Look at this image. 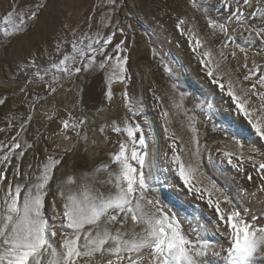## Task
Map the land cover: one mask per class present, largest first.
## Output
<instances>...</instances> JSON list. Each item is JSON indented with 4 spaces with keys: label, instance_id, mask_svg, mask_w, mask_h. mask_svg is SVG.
Masks as SVG:
<instances>
[{
    "label": "snow or ice",
    "instance_id": "obj_1",
    "mask_svg": "<svg viewBox=\"0 0 264 264\" xmlns=\"http://www.w3.org/2000/svg\"><path fill=\"white\" fill-rule=\"evenodd\" d=\"M49 4L8 0L0 52L7 55L14 40L32 31ZM125 7V0H94L83 30L79 24H62L38 47L25 42L14 71L0 80V264H264V0H215L202 11L209 30L204 35L195 18L187 29L186 17L177 23L226 105L206 103L208 111L215 109L223 118L213 131H222L232 147L217 150L220 163L226 160L256 185L255 192L230 195L203 170L197 118L183 108L185 94L180 93L173 107L187 117L192 148L177 147L179 137L171 133L167 171L179 177L185 195L212 210L215 239L206 235L207 225L178 215L153 195L160 178L149 152L150 132L139 119L143 105L130 94ZM164 69L176 78L170 66ZM97 77L106 105L96 108L104 114L100 122L83 102L84 82ZM171 87L175 92L178 86ZM59 96L72 107L65 109L69 118L60 120L58 134L72 142L49 151L42 117L54 119ZM161 116L167 134L169 111L162 108ZM243 128L255 140L242 135ZM113 144L118 148L109 150ZM97 151L107 159L92 169L72 160L76 154L94 159ZM70 160L74 170L61 179ZM246 164L252 171L245 172Z\"/></svg>",
    "mask_w": 264,
    "mask_h": 264
},
{
    "label": "rangeland",
    "instance_id": "obj_2",
    "mask_svg": "<svg viewBox=\"0 0 264 264\" xmlns=\"http://www.w3.org/2000/svg\"><path fill=\"white\" fill-rule=\"evenodd\" d=\"M193 2L194 0H125L124 12L127 15L122 13L121 18L122 26H125L127 31L128 51L126 54L129 56L127 68L131 78L130 94L143 105V115L139 119L147 125L146 130L150 132L149 152L155 164L154 172L160 178V184L157 185V191L153 195L160 200L162 205L178 215L194 218L195 222L202 226L207 225L206 235L215 239L217 233L212 230L215 223L212 210L204 201L193 199L191 195H185L184 191H181L182 182L179 177L167 171L173 155L169 139L171 133L174 132L179 137L177 147L182 143L186 151L192 148L187 117L183 110L173 107V101L180 102V93L185 94L183 108L188 110L189 115H195L197 118L203 170L228 188L230 195L243 192L245 189L255 192L256 185L248 182L244 174H237L231 170L226 160L223 164L220 163V154L217 150L229 151L232 147L222 131H213V126L219 127L223 118L216 113L215 109L208 111L206 103L213 102L217 107H226V105L220 103L219 94L215 93L213 86L209 84L206 75L194 59L187 37L182 35L177 28L180 18L186 17L189 21L183 26L184 29L190 27L191 21L195 18L200 35L207 33L209 30L202 11L208 9V5L215 3V0H199L196 8L192 6ZM93 3L94 0H50L49 8L44 11L36 27L27 35L14 40L7 55L0 52V80L14 71L15 60L21 55L25 42L31 41L33 46L38 47L45 40H49L53 31L59 29L62 24H69L72 27L79 24L83 30L86 27L85 16ZM7 6L8 0H0V29L5 27L3 17ZM209 11L213 15H218L212 9ZM164 65L173 69L175 79L165 72ZM173 83L178 86L175 92L171 87ZM33 87L42 93L40 87L36 85ZM101 88L99 77L95 80L88 79L83 84L84 106L96 116L98 122L102 121L104 114L97 113L96 108L101 106L106 108V105L101 104ZM154 96L161 97V101L155 100ZM16 99L14 97L11 103H15ZM117 103H119V97ZM201 105L205 106L203 110ZM54 106L57 109L54 119L49 121L47 117H42V123L47 127L40 128L45 136L50 137L47 141L49 151L56 149L57 144L60 148H64L72 142L65 141L58 134L61 131L60 120L69 118L65 109H71V102L59 96ZM45 107H52V105L46 104ZM162 108L169 111L172 120L167 134L164 132L165 122L161 116ZM116 110L115 104L112 106L113 115ZM3 111L4 109H0V115ZM78 114V112H73V115ZM49 115L53 114L50 112ZM68 135L75 139L74 133L69 132ZM242 135L250 141L255 140L248 128L242 129ZM91 139L92 134L89 132V153L92 152ZM112 140L114 142L117 140L114 133ZM43 146L42 144L41 147ZM108 148L109 150L118 148V144L109 145ZM31 159L30 155L27 156V160ZM106 159L105 154L100 151L96 152L94 159L90 158L89 154H76L72 157V160L85 164L88 169L94 168ZM185 159H190V157H185ZM73 170L70 160L60 178L65 179ZM250 171H252L251 168L246 164L245 172ZM184 226L187 228V224Z\"/></svg>",
    "mask_w": 264,
    "mask_h": 264
},
{
    "label": "bare ground",
    "instance_id": "obj_3",
    "mask_svg": "<svg viewBox=\"0 0 264 264\" xmlns=\"http://www.w3.org/2000/svg\"><path fill=\"white\" fill-rule=\"evenodd\" d=\"M117 87H118V86H117ZM114 105H115V104H114ZM114 105H113V106H114Z\"/></svg>",
    "mask_w": 264,
    "mask_h": 264
}]
</instances>
